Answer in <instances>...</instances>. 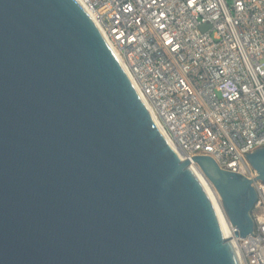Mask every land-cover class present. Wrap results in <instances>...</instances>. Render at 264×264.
<instances>
[{"label":"water","instance_id":"1","mask_svg":"<svg viewBox=\"0 0 264 264\" xmlns=\"http://www.w3.org/2000/svg\"><path fill=\"white\" fill-rule=\"evenodd\" d=\"M247 160L264 181V146ZM193 161L252 233L253 181ZM0 264H241L79 0H0Z\"/></svg>","mask_w":264,"mask_h":264},{"label":"built area","instance_id":"2","mask_svg":"<svg viewBox=\"0 0 264 264\" xmlns=\"http://www.w3.org/2000/svg\"><path fill=\"white\" fill-rule=\"evenodd\" d=\"M171 147L253 181L254 230L229 238L241 264H264V0H79ZM199 167V166H198Z\"/></svg>","mask_w":264,"mask_h":264},{"label":"bare ground","instance_id":"3","mask_svg":"<svg viewBox=\"0 0 264 264\" xmlns=\"http://www.w3.org/2000/svg\"><path fill=\"white\" fill-rule=\"evenodd\" d=\"M131 80V79H130ZM132 82V81H131ZM134 85V84H133ZM135 87V86H134ZM137 90V89H136ZM138 92V91H137ZM139 93V92H138ZM140 95V94H139ZM140 97L142 98L143 102L145 103V105L147 106L144 98L140 95ZM148 110L150 111L155 123L157 124L158 126V122L155 120V117L152 113V111L149 109V107L147 106ZM159 127V126H158ZM161 131V129H160ZM162 132V131H161ZM163 134V133H162ZM175 152L178 154V156L182 158V156L175 150ZM193 168L195 169L196 173L198 174V176L200 177L203 185L205 186V188L207 189L213 203H214V206L216 208V211H217V214L219 216V219H220V222H221V225H222V228H223V231H224V234L226 237H229L230 236V222L224 212V209L222 207V200H221V197L219 195V193L217 192L216 188L213 186V184L207 179V177L204 175V173L202 172V170L200 169V167L198 166H195V165H192Z\"/></svg>","mask_w":264,"mask_h":264}]
</instances>
